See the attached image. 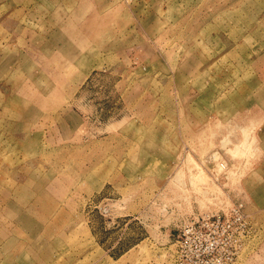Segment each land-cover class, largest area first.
Instances as JSON below:
<instances>
[{
  "label": "rangeland",
  "instance_id": "obj_1",
  "mask_svg": "<svg viewBox=\"0 0 264 264\" xmlns=\"http://www.w3.org/2000/svg\"><path fill=\"white\" fill-rule=\"evenodd\" d=\"M100 2L0 4V215L57 179L72 220L60 239L53 217L46 239L0 221V264H175L187 221L240 201L234 264H264V121L241 110L256 74L264 91V0ZM85 170L103 190L80 193Z\"/></svg>",
  "mask_w": 264,
  "mask_h": 264
},
{
  "label": "crops",
  "instance_id": "obj_2",
  "mask_svg": "<svg viewBox=\"0 0 264 264\" xmlns=\"http://www.w3.org/2000/svg\"><path fill=\"white\" fill-rule=\"evenodd\" d=\"M89 6H94L95 9H99L103 3L100 2V0H88ZM4 0L0 1V4H2ZM252 35V34H250ZM254 40H255V48H254V65L255 71L261 73L262 66L260 62L262 61V50L261 46L262 44L258 42V40L262 37L261 33L260 36L257 39V34H254ZM258 44V47H257ZM260 46V48H259ZM233 52V49L230 51H225L224 55ZM193 54V53H192ZM194 55V54H193ZM197 57V55H196ZM256 81L254 82V95H246V99H244L245 107L242 108V114L244 121L252 122L254 121L255 124L257 122V125L260 123L262 124L264 121V91H263V81L262 76L260 74V77L256 74ZM250 88L248 87V90ZM249 123H245L246 125H250ZM86 170L84 171V182H80L79 188L80 193L85 194L87 193V187L90 186L92 192H100L105 187V183H97V182H90L87 184L86 179ZM81 181V178H80ZM35 186L37 187L35 189ZM68 187L69 185L66 183H61L57 181V179L49 182H42L39 181L38 184H31L29 181H24L22 183V190L20 194L15 195L12 200L8 202L6 206V215H0V221L2 224L4 223H17L19 220H22L23 223L27 225H35L39 224L40 230L39 234L37 235L38 238L46 239L45 236L40 235L41 230H43L45 224L47 223V220H45L47 217H53L54 221V233L52 237L48 236L49 239H60L61 237H64L66 234L70 235V232L72 231L69 227L71 223V219H69L68 215V207L67 205H63L62 201L68 198ZM109 198L105 197L104 199ZM103 199H101L102 202ZM100 202V203H101ZM70 212V211H69ZM10 217L7 219V217ZM56 216V217H55ZM129 221V220H128ZM127 221V222H128ZM80 223V222H78ZM43 227V228H42ZM74 227V226H73ZM85 228V225L82 226ZM79 227H74L73 230L76 231V229ZM28 230L24 229L22 232L26 233ZM44 231V230H43ZM84 235L79 234V238L81 239ZM86 238V237H85ZM84 238V239H85ZM131 246H127L125 249L126 251L129 250ZM123 250V251H125ZM123 253V252H122Z\"/></svg>",
  "mask_w": 264,
  "mask_h": 264
},
{
  "label": "built area",
  "instance_id": "obj_3",
  "mask_svg": "<svg viewBox=\"0 0 264 264\" xmlns=\"http://www.w3.org/2000/svg\"><path fill=\"white\" fill-rule=\"evenodd\" d=\"M242 201L228 211H207L187 221L176 240L175 264H234L249 237Z\"/></svg>",
  "mask_w": 264,
  "mask_h": 264
}]
</instances>
